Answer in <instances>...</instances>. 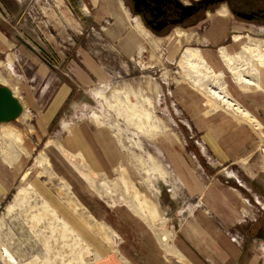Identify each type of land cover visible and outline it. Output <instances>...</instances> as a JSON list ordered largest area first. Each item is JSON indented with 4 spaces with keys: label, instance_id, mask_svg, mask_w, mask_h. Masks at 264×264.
Instances as JSON below:
<instances>
[{
    "label": "rangeland",
    "instance_id": "374dc122",
    "mask_svg": "<svg viewBox=\"0 0 264 264\" xmlns=\"http://www.w3.org/2000/svg\"><path fill=\"white\" fill-rule=\"evenodd\" d=\"M57 2L0 0V60L11 55L10 65L0 66V75L22 97L28 112L27 118L6 122L25 134L20 148L11 146L12 165L0 155V264H94L107 257L127 258L131 264H201L179 245L183 226L207 216L222 229L230 227L227 222L238 225L226 233L232 239L245 243L258 238L264 226L260 209L264 203L256 197L253 199L259 204H255L250 193L257 190L264 196V171L250 180L246 168L259 169V145L263 148L264 142L243 120L178 79L181 54L187 47L198 48L202 54L214 55L219 49L233 54L248 41L263 42L264 26L234 25L237 20L228 11L226 17L207 15L187 29L186 37H155L144 27L148 36L159 39L157 48L164 61L147 66L145 54L129 56L120 48L125 33L117 27L118 10L125 13L127 9L122 0H92V12L84 9L85 0H61L60 8L71 16L65 27L64 22L59 24L62 13ZM53 9L58 19L50 16ZM128 16L131 23L137 20L129 11ZM146 32L142 36L148 39ZM234 34L239 35L238 40ZM227 35L230 39L220 45ZM91 65L98 70L89 71ZM223 71L222 80L239 103L250 92L264 93L259 85L235 89L230 73ZM98 73L104 76L99 78ZM260 75L261 81L262 72ZM126 95L135 107L128 105ZM183 100L192 109L202 108L207 117L194 116L193 120ZM92 113L104 124L93 122ZM215 117L229 128L228 138L222 142L233 160L219 162L205 152L203 136L207 132L201 129L213 132ZM255 119L264 133L263 124ZM1 139L0 150L4 146ZM231 141L240 142L248 153L239 156L238 143ZM243 158L250 160L245 163ZM123 168L131 184H140L141 193L134 195V188L123 185L119 179ZM23 176L30 188L27 199L21 200L18 190L21 182L25 184ZM212 185L217 188L214 193L209 191ZM230 193L238 202L235 209H228L233 200ZM43 202L55 213L41 216ZM153 204L158 216L151 213ZM122 223L126 228L119 225ZM65 226L71 231L65 230L63 237ZM86 246L90 254L81 260L76 252Z\"/></svg>",
    "mask_w": 264,
    "mask_h": 264
},
{
    "label": "bare ground",
    "instance_id": "6f19581e",
    "mask_svg": "<svg viewBox=\"0 0 264 264\" xmlns=\"http://www.w3.org/2000/svg\"><path fill=\"white\" fill-rule=\"evenodd\" d=\"M58 1L59 2H57V6H58L59 11L62 13V16H60L62 18V21H60L59 24L64 22L62 24V25H64V27L69 26L71 16L65 8H60L59 4H62V2H61V0H58ZM91 1L92 0H85V2L83 4V7L87 12L93 11V8H92L93 4H91ZM119 2L121 3V1H119ZM118 8H119V6H118ZM53 10H51L50 16L53 19H55V18L58 19V17H59L58 14L56 13L55 10L54 11ZM125 11L126 12L124 13V12H120V10H118V18H117L118 21L116 22L118 30L120 32H121V30H124L123 33H125V34L121 35L122 38L120 37L121 38L120 43H119L120 48H122V50L124 52H126L129 56L133 55L134 53H136L137 55H142V54L144 55L145 54L143 59L148 60L147 66L154 61H156L159 64H163L164 61H163L162 53L157 48V44L159 42V39L155 38L151 34L148 36V34L146 32L148 30L144 29V26L140 23V20L137 19V20H135L134 23H131L129 16H128V10L126 9ZM220 13L223 14L222 17H226L227 16L226 13H228L227 8L222 6L219 9V14ZM64 19L68 21V24H65ZM143 29L146 31H144ZM145 32H146L147 36L149 37L148 39H146L142 36L143 34H145ZM183 35H184V33L181 29H176V31H173V33L171 34V36L179 37V38H180V36H183ZM150 36L152 37L153 40H151ZM238 38H239V35L234 34V39L238 40ZM178 47H180L179 43L176 46V48H178ZM240 47H241V49H239V50L235 49L233 54L230 52L229 53L226 52L225 49L224 50L219 49L218 53L214 54V55H210L209 53H207V54L203 53L204 54L203 55L198 48L187 47L181 54L182 55L181 56V62H180L181 71H180V78L178 79V82H180V81L185 82L188 86L192 87L195 90L200 91L202 94H204L206 97H208V99L211 100L213 103H215V105L217 107L224 108L226 111L231 112L234 116H236L237 120L238 119L243 120L245 123H247L249 126L252 127V129L255 131V133L260 138L259 141L263 143L264 142V133L261 130L262 126L256 121L254 115L251 114L242 103H239L231 95L229 84L225 83L222 80V77L225 76V72L223 70H227L230 73V75L234 81L235 89L236 88H238L239 90L240 89H251L255 85H259V86L264 88V84H262L260 80L256 81L254 79V77L257 78L261 74V72H264V41L263 42L255 41V40L248 41L247 43L243 44ZM177 52H178V49L175 50V52H172L170 56H172L173 54H175ZM211 54H213V53H211ZM10 56H11L10 54H7L5 57V60H0V66L3 65V67H7L6 65H10V62H9ZM222 64L224 65V68H222ZM94 69L98 70V67L92 66V65L88 66L89 71L94 72L93 71ZM162 70L164 72L165 68L162 67ZM97 76L100 78V77H103L104 75L101 73H98ZM88 80L91 81L90 77H88ZM1 82H3L6 85L7 80L0 75V83ZM156 88H158V84L155 83L154 89H156ZM10 89L13 92V95L19 99V101L21 102V104L23 106V111L21 114L22 116L20 115L19 116L20 118L19 117L18 118L20 120L27 118L28 112H27L25 102L23 101L22 97H19L17 95L15 89H13V88H10ZM231 91L233 92V90H231ZM240 91H243V90H240ZM96 93L102 95L100 93V91H97ZM125 97H126V100L128 101V99H129L128 95H126ZM147 101H149V98L147 99ZM128 103H129L128 105L132 106V107H135V105H137L136 103H130L129 101H128ZM149 114H151V113H149ZM128 116L132 117L131 115H128ZM91 117H92V121L95 122L97 125L104 124L103 120L101 119V117L99 115L92 113ZM89 118H90V116H89ZM64 127L68 130L67 132H68L69 136L72 137V132H71L70 126L66 124V125H64ZM24 134H25V132L21 131L18 127H15L12 124H6V122H5L4 124L0 125V139L2 138L1 140L4 141V146H3V149L0 150V155L2 156L3 160L7 161L6 163L10 162L9 164H11V159H9V157L10 158L13 157L11 152H10L11 146L15 145V146L20 148L23 145ZM91 142L93 145H95L93 139L91 140ZM103 150H104V148H103ZM259 154H260V163H259L258 168L262 169L264 171V144H263V148H262L261 144L259 145ZM254 155L255 154H253L251 156H254ZM243 160L245 161V163L249 162V160H245V158H243ZM71 171L74 172L72 174L78 175L73 169H71ZM90 176H91V174H90ZM119 176H120L119 179H121V182L123 183L124 186H127V187L130 186V188L131 187L134 188L133 189L134 195L141 193L140 191H142V188L139 187L140 184L138 182H136V183L133 182L134 184H131L132 181L130 180L128 171H126L124 168L120 169ZM23 180H25V184L23 182H21L20 188L18 190L19 194L22 193V195H20V197H19L21 200L27 199L26 195L28 194V190L30 188L29 187L30 184L26 181V176L22 177V181ZM80 182L79 183L81 185L84 184V181L81 179H80ZM128 184H131V185H128ZM130 188H128V189H130ZM130 190H132V189H130ZM129 192H131V191H129ZM132 194H133V192H132ZM145 194H146V192H145ZM143 197H145V196L143 195ZM135 200H137V198ZM138 201L139 200L135 201V203ZM144 202H146V200ZM140 203L141 202L139 201V205H141ZM43 207L44 208H42V211L40 212L41 216H43V217L51 216L52 214L55 213L53 210L51 211V213L48 211V208H47L48 205L46 202H43ZM136 207H137V205H136ZM139 207L141 208V206H139ZM152 207L153 208L150 209L151 213L154 216H158V214H157L158 211L155 212V210H154V209H157L158 207L155 208L154 204ZM12 209L13 208L11 207L9 209V211ZM137 209H138V207H137ZM143 216H144V214H143ZM65 230L71 231L69 228L67 229L65 226L63 231H62L63 237L65 236V233H64ZM79 238H81V237H79ZM89 252L90 251H89L88 247L86 246V247H83L81 249V251H77L76 254L78 255L79 259L82 260L85 257V254H88ZM83 263L87 264L86 262H83Z\"/></svg>",
    "mask_w": 264,
    "mask_h": 264
},
{
    "label": "crops",
    "instance_id": "0c3cea01",
    "mask_svg": "<svg viewBox=\"0 0 264 264\" xmlns=\"http://www.w3.org/2000/svg\"><path fill=\"white\" fill-rule=\"evenodd\" d=\"M233 23H235L234 25H246L244 23H241V22H238L235 20H233ZM256 29H259V28H256ZM229 39H228V35H227L226 38L224 37L221 40L224 42H221L219 44L225 45V41H227ZM228 44H230V43H228ZM254 79L256 81L260 80L259 77H257V78L254 77ZM261 83L264 84V72H262ZM254 92L255 93L250 92L248 97L244 96L243 99L242 98H240V99L244 105H246L250 108L252 113L255 114V117L257 118V120L259 122H261V124H263V127H264V93L262 92V90L254 91ZM66 94H67V92H66ZM64 98H65V96L59 102L60 104L62 103ZM60 104H59V106H60ZM183 104L186 107V109L189 111V113H191L193 120H195L194 116H196V117L201 116L203 118L207 117V115H203L204 113L202 112V108L198 107V109H192L191 107L188 106V104L184 100H183ZM49 119L47 121H49ZM220 119L221 118H217V120H216V117L214 118V120H216L217 127L219 130H217V128H216V125H215L216 123L212 125L213 126L212 129H214L213 132L211 130H207L205 127L203 129H201L202 132L203 131L207 132V133H205L206 136H203L204 137L203 141H204L205 152L209 151L210 153H212L214 158L219 162L222 160L224 161L225 159H228V158H230V160H233L232 152L227 151L226 147L224 145L225 143L222 142V140H224V137H227V133L229 132V128L224 127V125ZM225 120L227 121L228 118H226ZM195 121H194V124H195ZM227 123H228V125H230L229 121ZM82 128H83V130H85L88 133L87 127L82 126ZM223 128L228 130V131L221 130ZM197 129H198V127H197ZM198 130H200V129H198ZM218 134L219 135L221 134V135L219 136ZM230 134H234V133L230 132ZM245 134H249V137H250L249 131L246 130ZM217 136H219V141L215 140V138ZM209 137H213V139H210ZM250 138H251V143L253 144L252 136ZM231 142L234 145H237L236 144L237 141H231ZM237 143L239 145V151H240L239 156H241L242 154L246 153L248 149L246 150L245 148H243L244 145L242 146V144L240 142H237ZM83 149L84 148H82V150ZM90 153L89 154L86 153V156L88 158H89ZM90 158L91 159L93 158L92 153H91ZM254 168L255 167H252V166H247V168H246V173H247L248 177L250 178V180L253 179L256 175H258V173L260 174V172L262 170V169H254ZM247 185H250L249 187L251 189H253L250 183ZM216 190H217V188L215 185L214 186L212 185V187H210V189H209V191H211L212 193H214ZM248 191L250 192V189ZM254 192L250 193V195H251L250 199L252 200L253 198L257 197L260 200H263V202H261V204L264 203V196L259 195L258 194L259 191H257V190H254ZM230 195L231 196H229V198L231 197V199H233V200L231 202L232 206L229 204L228 209H235L234 207H238L237 206L238 202L234 198L233 194L230 193ZM236 196L239 197L240 195L239 196L236 195ZM218 199H220V198H218ZM252 201L257 205L259 204V203H256L254 201V199ZM228 203H230V202H228ZM260 209H262V211L264 212L263 205H260ZM215 212H217V210H214V214H215V216H217ZM202 215H204V213ZM203 217H205V216H203ZM193 219H194V222L190 221L188 223L189 224L188 226H186V225L183 226V233L181 232L182 233L181 235L183 236V238H181V240L183 242L181 241L182 243L179 245V247H181L182 251H184L185 253H188L189 257L193 258V256L196 255L199 258V260L202 262L201 264H262L263 255H264L262 253L263 252L262 250H264V226L262 227L261 231L259 232L260 236L258 238H256V236H255V237L251 238L252 240H247L245 243H243L242 241L232 239L229 235L226 234L229 231H233V229L238 227V225L232 226L231 222H227V223L223 222L226 224V227L227 226H230V227H228L226 229H222V228H220V226L213 223V221L210 222L208 216L205 217L206 220H203L204 218H193ZM230 220H231V218H230ZM204 221H206V224L203 223ZM263 221H264V213H263ZM191 223H194V224H191ZM229 224H231V225H229ZM119 225L121 227L126 228L125 223H122ZM223 235H224V238L220 237ZM219 237H220V239H223L225 243L220 242L218 240ZM140 247L142 248V245ZM189 247H192L195 252L193 250H191V248H189ZM142 249H145V248H142ZM139 253L142 254L141 251H139ZM144 253L147 254V252H144ZM119 259L118 258L116 259L113 257H107V258H103L102 261L94 263V264H121ZM122 260L125 262V264L130 262V261H127L128 260L127 258L122 259ZM130 264H131V262H130ZM198 264H200V263L198 262Z\"/></svg>",
    "mask_w": 264,
    "mask_h": 264
},
{
    "label": "flooded vegetation",
    "instance_id": "af4514ba",
    "mask_svg": "<svg viewBox=\"0 0 264 264\" xmlns=\"http://www.w3.org/2000/svg\"><path fill=\"white\" fill-rule=\"evenodd\" d=\"M129 13L155 37H166L219 14L224 6L230 16L250 26H264V0H122ZM230 19V18H229ZM204 22V21H203ZM175 34V33H174ZM184 37V38H185Z\"/></svg>",
    "mask_w": 264,
    "mask_h": 264
},
{
    "label": "water",
    "instance_id": "95a60500",
    "mask_svg": "<svg viewBox=\"0 0 264 264\" xmlns=\"http://www.w3.org/2000/svg\"><path fill=\"white\" fill-rule=\"evenodd\" d=\"M22 111L23 106L19 99L13 95L8 86L0 83V123L17 119Z\"/></svg>",
    "mask_w": 264,
    "mask_h": 264
}]
</instances>
